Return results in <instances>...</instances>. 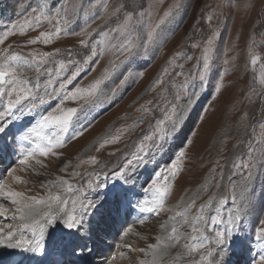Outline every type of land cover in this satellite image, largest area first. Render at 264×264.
Returning a JSON list of instances; mask_svg holds the SVG:
<instances>
[{
	"label": "rangeland",
	"instance_id": "1",
	"mask_svg": "<svg viewBox=\"0 0 264 264\" xmlns=\"http://www.w3.org/2000/svg\"><path fill=\"white\" fill-rule=\"evenodd\" d=\"M38 2L39 0H0V36L11 30L14 24L17 25L15 34L9 35L0 48L11 46V51L25 55L30 52L55 54L59 50L58 55L49 58L47 67H54L53 60L80 61L79 67L82 71L67 85L65 91L74 87H86L99 78L104 69L109 67V60L116 57L105 53L94 58L87 67L82 63L84 57L90 54L92 45L104 40L102 32L115 27L123 19L124 11L118 16H111L112 10L121 3H126V10L130 11L135 4L132 0H50V4H54L56 8L63 5L69 9L68 23L65 25L61 21L59 25L65 30L59 37H53L48 44H44L42 40L28 44L40 32L52 31L56 23L53 21V25H50L43 22L29 28L23 35L19 33V25ZM136 2L139 3L140 0ZM105 3L109 6L107 9L103 7ZM143 3V15L138 14L137 19H142L146 26L162 15L174 0H163L162 3L160 0H143ZM93 4L96 5L95 8H92ZM181 4L179 14L163 26L164 35L167 37L163 47L153 46L147 54L141 49L135 58L121 65L102 86L111 95V89L127 75L129 79L118 90L117 97L101 108L81 113L77 127L81 124L86 127L83 136L69 140L64 147L56 149L58 156L39 157L43 167L36 165L25 171L19 170L20 154L27 147L26 142L20 141L19 137L25 129L35 124L40 115L52 111L58 100L50 101L35 113L9 125L6 132L0 133V182L16 191L25 192L26 195L44 196L45 189L41 185L57 177L68 179L77 187L85 184L87 176H70L74 170L83 173L87 168L91 171V166L88 165L75 167L82 158L96 155L98 159L109 162V169L122 166L131 158V153L135 151L134 146L145 135L152 133L158 120L164 119V110H170L169 103L178 108L188 107V111L183 113L185 119L174 136L164 142L163 148L153 146L147 154L148 163L137 167L132 182L127 185L133 187L135 192L130 197V202L122 205L119 210L113 209L105 214L103 219L99 216L90 217L91 225L86 233L71 235L62 226H47L42 247L36 252L0 246V264H5V261L8 262L13 257L16 260L12 264L26 259L29 261L27 264H139L144 256L138 249H146L148 244L155 242V236L160 233V224L167 221L172 214L168 211L159 215L141 213L139 202L151 199V193H146L144 189L151 183L155 173L165 170L181 150L186 155L182 158L180 171L172 181L173 188L166 199L169 208L175 207L181 198L187 200L189 197L198 196L197 207L210 196L214 200L223 198L225 204L221 215L227 218L229 209L236 206L233 203L232 185L240 182L249 170L252 171V181L249 184L251 191L243 205V219L238 231L225 245L227 255L223 259L227 264H251L253 260L260 259L262 251L256 246L254 230L259 221L264 219V160L249 161V154L255 150L259 157V149L262 147L259 141L261 126L264 125V86L257 77L264 65V0H181ZM80 5H83L82 9L73 11L74 7L79 8ZM209 16L212 17L211 21ZM82 30L89 35L76 34ZM209 38L212 39L210 67L207 71V82L200 87L198 73L204 70L202 52ZM81 40L88 41V47L82 46ZM193 44L197 47H193ZM251 55L260 57L255 66L250 64ZM188 56L192 59H186ZM169 60L173 61L171 65ZM225 60L228 61L227 64ZM116 62L119 63V59ZM178 65H183V68ZM164 68L168 69L164 83L153 87L156 80L161 78ZM75 70V66L69 65L60 79H65ZM26 75L35 81L36 74L33 70H27ZM46 78V75L42 76L41 83ZM184 82L188 83L187 93H197L192 97L191 106H188V95L172 87L174 83ZM217 83L222 85L219 93L215 91ZM178 92L180 100L175 99ZM162 96L167 97L168 103L161 101ZM141 105L151 111L137 120L141 115L137 109ZM75 106L77 105L71 101L65 104V107ZM134 121L137 126L126 132L119 143L108 145L99 153L96 152L97 141L102 136L114 133L116 129L131 125ZM188 140L192 143L188 144ZM109 153L115 155L110 156ZM245 163H253L255 167H236ZM65 165L66 171H61ZM11 169H16L14 175L20 177L22 182H17L8 175ZM211 169H215V172H211ZM99 179L106 187L89 190L85 192V197L103 199L102 196H97V192H104L108 186L122 183L111 174L107 177L102 175ZM209 180L212 183L205 192L204 188ZM217 181L220 185L218 188L215 187ZM240 200L237 194V203ZM0 204L10 209L6 215H0V228L6 232L9 225L14 226L19 221L12 219L13 206L9 201L0 197ZM195 211L196 208H193L192 212ZM142 218H146L144 224L139 223ZM129 226L133 232L122 237ZM208 227L214 230L223 225L209 224ZM181 231L187 232L188 227L185 225ZM24 236L29 240L34 239L28 231L24 232ZM81 236L84 239H80ZM84 244L86 247L81 249L79 245ZM211 247L215 248V245ZM178 251L179 247L171 249L170 256ZM219 259L214 253L213 260ZM167 260L168 257H165V264ZM194 260H199V254L184 257L178 264H193Z\"/></svg>",
	"mask_w": 264,
	"mask_h": 264
},
{
	"label": "snow or ice",
	"instance_id": "2",
	"mask_svg": "<svg viewBox=\"0 0 264 264\" xmlns=\"http://www.w3.org/2000/svg\"><path fill=\"white\" fill-rule=\"evenodd\" d=\"M162 3L163 0H160ZM135 7L130 11L126 10L128 5L121 3L114 8L111 16H118L121 11H124L123 19L120 20L115 27H111L108 31H104L101 35L104 40L97 42L91 46L90 54L86 55L82 61L83 65L87 67L94 58L103 56L105 53H111L112 56L119 59L109 60V67L105 68L99 78H96L86 87H74L71 90L65 91L68 84H71L79 75L82 69L79 67L80 61L69 59L53 60L54 67H47L49 58L57 53H36L30 52L27 55L11 51V46L8 48H0V133L7 131L9 125L22 119L23 117L35 113L39 108L48 105L50 101L58 100L55 108L52 111H47L46 114L39 116L35 124L25 129L20 135L19 139L26 142L27 147L20 154L18 164L20 171H25L29 167L39 165L43 167L42 161L39 157H48L49 155L58 156L56 149L64 147L69 140H76L83 136L87 130L84 125L77 127L80 121L81 113L86 110L101 108L105 103H110L117 97L118 90L123 87L125 82L129 79L126 75L120 80L119 84L111 89V95H108L103 85L108 81L113 73L126 64L131 59L135 58L141 49L147 54L150 48L163 47L166 43L167 37L164 35L163 26L171 19L179 14L182 4L181 0H174L172 5H169L154 22H149L146 26L143 25L142 19H137V15H143L144 3L140 0H132ZM96 5H92L95 8ZM103 7L107 9L109 6L105 3ZM83 5L73 11L82 9ZM139 10V13H138ZM69 9L65 6L56 8L54 4H50V0H39L35 8H31L28 12L27 18L19 25V33L23 35L29 28L39 26L43 22L53 25V30L48 32H40L37 37L30 39L28 44H35L42 40L44 44L51 42L53 37H59L62 29L59 25L61 21L66 25L70 19L68 15ZM88 13H86L87 15ZM151 15V13H149ZM211 21L212 17H208ZM107 24L108 21H105ZM17 25H13L12 29L0 36V45L4 43L9 35L15 34ZM78 35H89L82 30ZM80 44L88 47V41L81 40ZM206 47L203 49V71L198 73L199 86L203 87L207 82V71L210 67L209 61L211 59V45L212 39L209 38L206 42ZM193 47L197 45L193 44ZM69 55L71 52L69 51ZM123 57V59H120ZM186 59L191 60L188 56ZM260 57L251 55L250 64L255 66ZM168 63L171 65L172 60ZM228 61L225 60V64ZM69 65L75 66L76 70L71 75L61 80L68 70ZM183 68V65H178ZM27 70H33L36 74L35 81L26 75ZM181 73H177L180 75ZM46 75L47 78L41 83V77ZM140 75H143L142 73ZM168 75V69L164 68L161 78L157 79L155 86L162 85L164 78ZM259 83L264 86V65H262V72L257 77ZM58 84V86H56ZM221 84L217 83L215 91L220 92ZM172 87L183 91L188 95V106L193 103L192 97L197 93L194 91L191 94L187 93L188 83L173 84ZM179 92L175 99L180 100ZM71 101L77 106L65 107L66 102ZM161 101L168 103L167 97L162 96ZM149 104L151 101L148 102ZM169 109H165L164 119L158 120L155 128L151 134L145 135L143 139L136 144L135 151L131 153V158L119 167L108 168V161L98 159L96 155L88 156L87 159H80L79 164L75 167L79 168L81 165L91 166L89 172L87 168L82 173L74 170L70 173L71 177L87 176V182L80 187L71 183L68 179L57 177L42 184L41 187L45 189L44 196L26 195L25 192L16 191L9 187L4 182H0V197L9 201L13 206L12 219L19 221L16 225H9L8 230L0 228V246L7 248H19L24 251L36 252L42 247V241L47 231V226L58 225L69 231V234L75 235L79 232H87L91 225L90 217L99 216L101 219L105 214L110 213L113 209L119 208L130 202V197L135 194L134 188L130 185L133 180V174L140 165L148 163L147 154L150 149L155 146L163 148L164 142L169 137L179 130L185 116L183 113L188 111V107L178 108L175 104L169 103ZM151 109L141 105L137 112L141 115L137 118L140 120ZM203 119V117H201ZM137 126V122L126 127H121L115 130L114 133L102 136L98 141L96 152L99 153L101 149L108 145L119 143L123 135ZM262 133L259 143L262 147L259 149L260 156L257 157L255 150L250 152L249 161L255 159L264 160V125L261 126ZM151 142V144L149 143ZM188 144L192 141L188 140ZM110 156L115 153H109ZM186 155L185 151L181 150L176 155L175 159L167 166L165 170L155 173L154 178L147 188L144 189L146 193H151L150 200H141L139 202V210L141 213H153L159 215L161 212L168 211L172 214L168 220L160 224V233L155 236V242L147 245L146 249H138L143 253L144 259L139 264H165V257H168L166 264H178V261L184 257H192L193 254H199V260H194L193 264H227L223 259L227 255L225 245L233 238V235L239 229L240 222L243 219V214L246 204V196L251 189L249 184L252 181V171L249 170L246 176H243L240 182L233 184V203L236 204L234 208L229 209L227 218L221 215V211L225 204L223 198L214 200L209 197L207 201L197 207L196 201L198 196L189 197L187 200L181 198L177 205L169 208L166 205V199L170 195L173 188L172 181L176 178L181 168L182 158ZM34 162V164H33ZM236 167L253 168L255 164L245 163L243 165H236ZM67 165L61 169L66 171ZM215 172V169H211ZM16 169L9 170L8 175L17 182H22L20 177L15 176ZM112 175L117 181L122 183L113 184L107 187L104 192H97V196H102L103 199H89L84 196L85 192L89 190L104 189L106 187L100 177L103 175L107 177ZM95 177V179H93ZM2 180V178H0ZM211 180L205 186L204 191L211 186ZM217 181L215 187H219ZM240 196V203H237L236 196ZM71 205V207H69ZM196 208L193 213L192 209ZM10 211L9 208L0 204V215H6ZM214 213V214H212ZM146 218L139 220L140 224L145 223ZM223 225L214 230L208 225ZM188 227V231L184 232L181 229L184 226ZM31 232L34 239L29 240L24 236V232ZM131 226L126 228L122 237L128 236L132 233ZM80 239H84L83 236ZM254 239L257 241V247L261 249L262 254L260 259L253 260L251 264H264V219L259 221V225L255 227ZM211 245H215L212 248ZM81 249L86 247V244L79 245ZM131 248V245H128ZM179 247L174 256H170V251L173 248ZM219 256V261H214L213 256ZM115 259V257H113Z\"/></svg>",
	"mask_w": 264,
	"mask_h": 264
},
{
	"label": "bare ground",
	"instance_id": "3",
	"mask_svg": "<svg viewBox=\"0 0 264 264\" xmlns=\"http://www.w3.org/2000/svg\"><path fill=\"white\" fill-rule=\"evenodd\" d=\"M16 260L15 257H13L11 260H9L8 262H4L5 264H12L14 261ZM18 260V258H17ZM29 261L28 259H26L25 261L22 262V260H19L17 264H27Z\"/></svg>",
	"mask_w": 264,
	"mask_h": 264
}]
</instances>
